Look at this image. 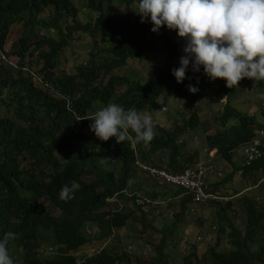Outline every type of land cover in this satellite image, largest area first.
Here are the masks:
<instances>
[{
  "label": "trees",
  "instance_id": "16d2710c",
  "mask_svg": "<svg viewBox=\"0 0 264 264\" xmlns=\"http://www.w3.org/2000/svg\"><path fill=\"white\" fill-rule=\"evenodd\" d=\"M119 1L0 0V55L16 58V64L0 61V238L7 231L19 234L9 245L15 264H76L79 249L95 240L106 241L112 231V241L121 244V229L134 223H140L142 231L149 229L159 235L158 240L150 241L151 254L129 258L123 252L115 254L116 247L103 248L80 264H175L174 254L165 249L175 250L171 231L176 225L151 226L153 221H147L146 215L130 205L131 199L121 192L136 188L144 196L160 194L134 186V149L145 163L152 162L155 155H166L170 173L179 172L197 159L200 151L188 154L184 144H176L186 128L198 124L197 111L183 125L160 129L150 143L135 146L129 140L121 144L115 138L98 140L90 130V120L110 103L120 104L125 110L134 107L138 112L152 113L159 109L157 101L164 93L181 98L187 94L189 84L199 89L191 94L192 101L213 85L227 98L235 96L236 91L227 88L224 80L210 81L202 68L194 73L191 64L186 79L177 84L172 71L180 66L186 40L170 31L160 43L156 33H147L152 28L147 21L130 23L126 16L111 14L110 7ZM82 12L87 14L84 20L79 17ZM12 31L19 35L10 44V51H5ZM80 35L90 39V53L86 61L75 66L73 74H66L59 69L60 60L64 49ZM156 53L164 55V63L153 79L140 83L118 73L128 60ZM253 82L256 88H264V80ZM261 115L264 117V113ZM256 119L227 105L215 119L222 129L205 136L203 148L215 149L233 169L230 175L222 176L214 190L228 189L226 185L240 175H254V185L259 188L255 175L264 179V157L237 166L231 153L253 137ZM111 157H115L116 165H109ZM65 185L74 188V198H61ZM230 190L231 198L239 192L236 187ZM115 194L116 200L109 202ZM242 194L225 207L211 203L199 210L202 217L209 206L214 207L218 236L225 238L228 248L208 246L200 256L189 244L178 255L182 264H264V238H257L263 229L264 204H256L254 197ZM185 202L182 199L181 205ZM233 205L244 211L243 229L236 227L228 215ZM179 216H175L176 221ZM166 229L167 233L163 232ZM41 244L55 247L57 256L38 258L36 250Z\"/></svg>",
  "mask_w": 264,
  "mask_h": 264
},
{
  "label": "clouds",
  "instance_id": "9594fccd",
  "mask_svg": "<svg viewBox=\"0 0 264 264\" xmlns=\"http://www.w3.org/2000/svg\"><path fill=\"white\" fill-rule=\"evenodd\" d=\"M136 13L141 17V23H144L146 18L149 19L152 25L151 31L153 33L158 32L161 27H165L169 31H175L179 39L186 40V45L183 48L184 55L181 56L179 60L180 66L172 71V75L177 84L186 79V70L189 68L190 64L194 73L199 72L202 68L203 74L208 77L210 81L218 79L224 80L227 88H235L239 82L245 78L249 80H264V0H138ZM3 59L7 58L0 55V61ZM35 78L37 79V77ZM187 88L190 94H195L199 90L191 84H189ZM217 88V86L213 85L210 91L213 90V92L217 94V97H225L220 114L226 105L230 108H235L229 103V97L227 98V95L224 93H219ZM203 96H201L199 92L196 96V100L201 99ZM219 102L222 103L221 101ZM261 108H264V102L261 103ZM165 109L166 108L163 106L160 108L159 112ZM152 114L153 112L151 113L149 111L138 112L134 107L125 110L120 104L110 103L95 112L90 120L92 121L90 130L95 134V137L102 142H107L109 139L115 138L117 144H121L126 140H129L133 146H135L134 143L140 142L148 144L154 139L155 135H157L154 129L156 117H153ZM254 117L257 119L253 126V137L248 142L239 144L238 147L231 152L233 157L236 158L238 154L240 158V161H237V166L248 165L251 162L246 163L245 150L251 146L255 147V141L259 143L258 150L261 152V155L253 160L264 157V135L261 136L260 134L261 132L264 133V128L257 129L258 125H264V120L258 116ZM187 129L193 130L186 128V130ZM186 130L177 138V145L181 146L184 144L185 146L189 137L191 138L190 135L185 133ZM196 139L200 140L199 136ZM203 149V147H198L193 152H190V154L196 151L201 152ZM206 151L209 152L210 155L212 154L213 157L204 161L206 158H201L199 155L197 159H194L190 164L200 162L204 165L211 166L212 172L208 174L207 185L204 190L209 194L216 195L219 200H210L198 205L194 213H189L188 211L192 204L190 195L185 194L180 188L171 186L165 189L159 188L149 173V169L157 171L164 168L167 171L166 155L164 158H161V155H155V157H152L153 163H145L139 159L136 150H133L135 154L131 162V174L134 177V186H142V188L148 192H159L160 194H157L158 196H144L138 193L136 188L133 190L131 189V191L125 190L121 193L131 199L132 203L130 205H133L134 208L140 210H138L140 213L146 215V220L149 218L153 221L151 226L155 228L161 226L163 220L160 219V213L162 210L164 211L166 207L172 209L167 210V215H164L165 218L168 216L174 219L175 216L180 215V220H183L184 215L196 216L202 206L211 203L227 202L231 197L220 196L217 191L214 190L216 182H219L223 176L220 166H223L226 162L221 159V163H219L215 155L219 158L220 156L217 155L215 149H206ZM114 158L115 157L110 158L109 165H116ZM158 158L159 160L157 161ZM156 164L158 166H155ZM215 165H217V167ZM230 174L231 172L228 173L227 176ZM130 185H132V183ZM74 187H78V185H74ZM152 188L154 190H152ZM246 191L247 189L245 192ZM176 192H179V194L173 195ZM238 193L239 195L242 194L241 191ZM60 196L66 200L74 198V188L65 185L61 189ZM117 196L116 194L113 195L108 201L114 202ZM136 196L148 199L151 202L149 205L150 207L146 210L143 207L136 206ZM182 199L186 201L184 206L181 205ZM150 214L154 216V220L153 216ZM125 230L126 227H123L121 232ZM94 231L95 230H93V233ZM18 235V233L7 231L3 234V237L0 238V264H15L13 256L10 255L9 245L10 242L18 238ZM114 237L115 233L112 231V234L105 242L109 244ZM195 239L196 241H201L202 237L198 235ZM188 245L189 243L186 244L187 247ZM103 248L94 251L92 255H86L87 257L81 256L82 261H84L85 258L99 254ZM132 248L133 247L130 245H127L124 248L123 254L130 255L132 253ZM147 251L150 252L151 250ZM121 252H115V254ZM36 253L38 258L57 256L56 248L46 246L45 244H41L36 250ZM44 255L46 256L43 257Z\"/></svg>",
  "mask_w": 264,
  "mask_h": 264
},
{
  "label": "rangeland",
  "instance_id": "374dc122",
  "mask_svg": "<svg viewBox=\"0 0 264 264\" xmlns=\"http://www.w3.org/2000/svg\"><path fill=\"white\" fill-rule=\"evenodd\" d=\"M137 2L138 0H133L131 3H127L126 0H121V2L119 1V4L115 2L110 7L111 14H116L120 17L126 16L128 22L138 23L140 22L141 17L136 13ZM86 16V12H82L81 15H79L81 20H84ZM145 21H147V23L151 25L149 19L146 18ZM147 33L149 35L153 33L151 31V28L150 30H147ZM156 34L159 36V42L162 43V41L164 40V36L170 35L171 32L165 27H161L158 32H156ZM18 35L19 33L17 31H12L9 33V40H6L4 47L5 51H10V44L17 39ZM51 36H54V33H51ZM90 49L91 42L88 37L84 35L76 36V40L64 49L63 56L60 60L59 69L64 71V73L66 74H73L75 66L80 62L82 63L83 61L87 60ZM1 62L16 64V58L10 57L9 59L1 60ZM163 63V54H145L139 60H128L126 66L119 70L118 73L129 76L130 78L132 77L131 79H134L135 81H138L140 83H144L145 81L153 79L155 77L157 71L163 67ZM113 73L116 74V72ZM35 85L38 84L36 83ZM232 90L236 91V95L228 99L231 105H233L242 113L258 116L264 120V118L261 116V113H264V108H261V103L264 102V88L261 90L256 88L253 80L245 78L241 80L235 88H232ZM122 91L123 90H120L119 93H121ZM201 93H203V91H201ZM224 98V96L217 97V94H215L213 90L208 91L207 94H205L201 99H194L193 101L188 90L187 94L181 98L176 94L164 93V95L157 101L159 109L157 111H153L152 114L153 117H156V121L154 123L156 134H159L160 129L171 130L176 124L183 125L184 122L190 119L192 113L194 111H197V116H199L198 124L193 130L187 129L185 131V133L190 135L191 138L189 137V140L185 144L184 151L190 154V152H193L196 148L204 147L205 136L214 134L216 130L222 129L221 124H217L215 122V119L221 112ZM219 101H221L222 103H220ZM186 102L190 103L188 107L185 106ZM163 106L166 109L162 112H159L160 108ZM262 128H264V125L257 126V129ZM198 136L200 140L196 139L198 138ZM200 157L206 158L204 161H207L210 157L213 156L212 154L210 155L209 152L206 151V149H203L200 152ZM215 158L219 161V163H221V158L217 157L216 155ZM239 159L240 158L238 154L236 155V158L233 157V160H235V162ZM215 166L217 167V165ZM220 168L223 175H226L232 172L233 166L229 163H225L223 166H220ZM256 178L258 179L257 184H260L259 188L257 189V185H254V175H252L251 178L248 175H246L245 177H242L240 175V177L236 176L233 178L232 182H230L228 185V189L225 190L223 189V187H221L215 190L220 196H228V194H231L232 192V190H230V188L232 187H236V190L239 192L241 191V193H244L247 189V191L242 195H246L249 198L250 196L254 197L256 204L261 205L264 204V199L261 198V195H264V179L256 177L255 175V179ZM240 196L241 195H239L238 193L234 198H230L227 202H236ZM227 202H223L222 205L225 207ZM208 208L209 209L204 212L202 217L200 216V211L196 216L184 215L183 220L179 221H176L175 218L171 219L168 216L166 218L164 217V215H167V210L172 208L166 207L164 211H161L160 219L163 220L161 222V225H163L165 222V225L168 226V221H170L171 224L173 222L176 225V228L171 231L174 235L171 244L175 247V250L173 251L170 247H167L165 249V251L174 254V257H172V261L175 262V264H182L181 259L178 255L185 252V247L188 248L186 246L187 243L193 245L196 249V252L200 256L205 253V250L208 246H214L217 244L218 250L228 248V244L225 238L218 236V225L216 223L215 209L212 206H209ZM228 215L230 216L232 222L236 227L240 229L244 228V211L241 210L238 205H233L231 206V208L229 207ZM147 221H150V219L148 218ZM140 225V223H134L133 225L128 224L126 230L124 232H120V237H122L123 245H121L122 243H116L115 240L110 242L109 244L105 241L99 243L96 240L88 243L87 245L79 249L77 251V254H75L76 264H80L83 262L81 256L87 257L88 255H92L94 251L105 247L107 244L108 245L105 248L111 250L113 247H116V252H124V248L127 245H130L133 248L132 253L130 255L127 254L129 258L138 254H151V247L153 243L151 244L150 241L152 242L153 240H158L159 235L151 232L149 229L142 231ZM261 226L263 229L261 230L260 234H258L257 238H264V221L261 223ZM166 231L168 230H163V232ZM198 235L202 237L201 241H196L195 237ZM147 250L151 251L148 252ZM45 256L46 255H44L43 257Z\"/></svg>",
  "mask_w": 264,
  "mask_h": 264
},
{
  "label": "built area",
  "instance_id": "2783aa9c",
  "mask_svg": "<svg viewBox=\"0 0 264 264\" xmlns=\"http://www.w3.org/2000/svg\"><path fill=\"white\" fill-rule=\"evenodd\" d=\"M264 135L263 132L260 133ZM256 145L251 146L245 150L246 163H249L253 159L259 157L261 152L258 150V142H254ZM212 172L211 166L204 165L202 163L185 164L180 172L171 174L164 168L162 170L149 169V173L157 186L161 189H165L168 186L180 188L185 194L191 197V206L189 213H194L198 205L210 200H219L216 195L207 193L204 189L207 185L208 174ZM129 196V195H128ZM131 196V194H130ZM151 202L148 199L135 197V205L148 209Z\"/></svg>",
  "mask_w": 264,
  "mask_h": 264
},
{
  "label": "crops",
  "instance_id": "0c3cea01",
  "mask_svg": "<svg viewBox=\"0 0 264 264\" xmlns=\"http://www.w3.org/2000/svg\"><path fill=\"white\" fill-rule=\"evenodd\" d=\"M142 187V186H141ZM152 190H154L153 188H152ZM170 222L168 221V224H169ZM171 248V247H170ZM167 252V251H166Z\"/></svg>",
  "mask_w": 264,
  "mask_h": 264
}]
</instances>
